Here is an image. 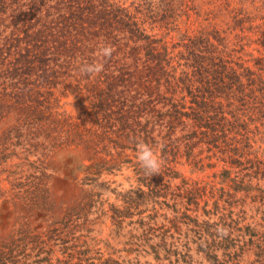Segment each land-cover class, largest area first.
<instances>
[{"label": "trees", "instance_id": "trees-1", "mask_svg": "<svg viewBox=\"0 0 264 264\" xmlns=\"http://www.w3.org/2000/svg\"><path fill=\"white\" fill-rule=\"evenodd\" d=\"M259 1L139 0L133 11L117 6L114 12L108 10L106 0H57V12L63 13L55 20L48 21L54 5L42 18L36 17L40 4L34 13L30 3L23 14L22 21L29 26L39 24L32 40L40 42L33 47L43 49L40 54L50 49L45 48L48 43L60 54H70L75 48L65 41L66 30H75L66 24L69 17L64 12L70 8V18L78 20L77 26L87 27L78 29L81 37L89 44L102 38L113 47L110 57L97 56L103 71L81 73V77L93 90L100 88L95 108L103 112L105 127L118 124L126 130L130 120L140 126L135 149L137 142L150 146L162 168L151 175L157 179L150 192L158 193L154 188L173 172L172 162L184 159L196 169L204 159L202 153L208 160L221 154L228 167L249 164L246 170L254 174L240 176L235 171L231 175L225 166L218 182L221 196L226 197L225 207L214 201L213 208L206 210L207 200L198 215L194 189L186 191L185 202L166 218L168 228L157 226L151 216L140 217L131 227L137 233L130 239L137 252L134 260L150 255L159 264H193L190 253L194 251L207 264H264V216L259 222L245 223L244 209L227 201L244 189H253L252 180L260 178L256 175L264 179V2L257 5ZM146 24L151 31L157 28L162 33L147 32ZM171 32L176 33V40L167 39ZM94 60L87 58L89 63ZM134 166L139 174L146 173L139 162ZM130 195L124 211L111 215L117 233L122 225L118 214L130 215V208L137 209L141 203L142 195ZM189 210L195 215H189ZM213 217L217 221L209 224ZM101 264L118 263L107 258Z\"/></svg>", "mask_w": 264, "mask_h": 264}, {"label": "rangeland", "instance_id": "rangeland-1", "mask_svg": "<svg viewBox=\"0 0 264 264\" xmlns=\"http://www.w3.org/2000/svg\"><path fill=\"white\" fill-rule=\"evenodd\" d=\"M106 1L108 10L115 12L117 6L133 11L139 0ZM56 2L0 0V264H101L107 258L118 264H136V260L159 264L150 255L134 260L137 252L130 239L137 236L131 230L135 221L151 216L157 226L168 228L166 218L174 208L179 210L187 190H197L198 215L207 200L206 210L213 208L214 201L225 207L219 173L226 166L231 175L235 171L240 176L252 174L246 170L249 164L228 167L221 154L208 160L202 153V164L194 169L179 159L180 163L171 164L173 172L158 179L159 186L154 188L158 193L150 192L157 178L139 174L134 166L138 162L134 140L140 126L130 120L126 130L118 124L105 127L103 112L95 108L100 88L93 90L76 70L87 58L97 59L102 38L89 44L81 37L78 29L87 27L77 26L78 20L70 18V8L64 12L69 17L66 24L75 30H66L65 41L75 47L72 52L60 54L49 43L44 54H40L43 49L33 48L40 44L32 40L39 24L29 26L22 21L23 14L30 3L34 13L40 4L36 17L42 18L54 5L48 21L55 20L63 13L57 12ZM145 26L149 33H162ZM171 37L176 40V33L167 39ZM260 178L252 180L253 189L227 200L244 209L245 223L259 222L264 216V179ZM224 190H229L227 185ZM127 193L142 195L141 203L137 209L130 208V215L118 214L122 225L117 233L111 215L124 211ZM140 210L144 211L141 216L137 214ZM187 213L195 215L190 210ZM214 221L216 217L209 224ZM190 254L193 264H207L201 254Z\"/></svg>", "mask_w": 264, "mask_h": 264}, {"label": "clouds", "instance_id": "clouds-1", "mask_svg": "<svg viewBox=\"0 0 264 264\" xmlns=\"http://www.w3.org/2000/svg\"><path fill=\"white\" fill-rule=\"evenodd\" d=\"M113 47L107 44H101L97 48L96 55L101 58L110 57L113 53ZM104 64L100 60L92 62H81L78 70L86 75L97 74L103 71ZM137 159L140 166L146 174L153 175L159 173L161 162L154 150L143 142H137Z\"/></svg>", "mask_w": 264, "mask_h": 264}]
</instances>
